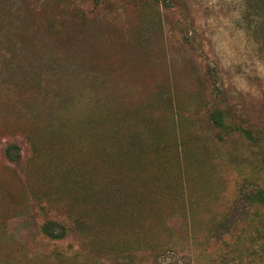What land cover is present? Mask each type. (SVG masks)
Returning a JSON list of instances; mask_svg holds the SVG:
<instances>
[{"label":"rangeland","instance_id":"374dc122","mask_svg":"<svg viewBox=\"0 0 264 264\" xmlns=\"http://www.w3.org/2000/svg\"><path fill=\"white\" fill-rule=\"evenodd\" d=\"M259 188L264 0H0V264H264Z\"/></svg>","mask_w":264,"mask_h":264},{"label":"trees","instance_id":"16d2710c","mask_svg":"<svg viewBox=\"0 0 264 264\" xmlns=\"http://www.w3.org/2000/svg\"><path fill=\"white\" fill-rule=\"evenodd\" d=\"M223 118V119H222ZM214 123L216 124L217 127H224L225 125V119L224 117H219L213 118ZM243 133L251 140H253L255 143H260V138L259 136H255L251 133L249 129H242ZM243 201L241 203L242 206H249L252 202H259L261 204H264V188H259L255 193H250L249 195L244 194L242 197ZM240 203V202H239ZM244 217H239L238 213L236 212V206L233 207V210L231 214L227 215L223 220L219 222L215 229V234H218L221 238L225 234H229L236 228V221L238 219H245L247 218L248 212L245 210ZM75 229L79 230L80 232V223H76ZM72 228V227H71ZM68 225L62 223V222H47V224L44 226L45 233L52 238H62L64 237L69 230L71 229ZM79 228V229H78ZM220 264H241V263H231L229 261H222Z\"/></svg>","mask_w":264,"mask_h":264}]
</instances>
